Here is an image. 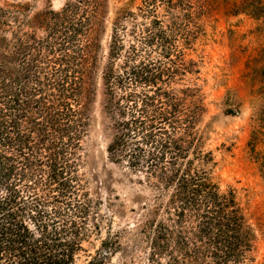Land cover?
<instances>
[{"label": "trees", "instance_id": "1", "mask_svg": "<svg viewBox=\"0 0 264 264\" xmlns=\"http://www.w3.org/2000/svg\"><path fill=\"white\" fill-rule=\"evenodd\" d=\"M103 8L71 0L29 16L0 6V264H105L120 249L146 250L144 264H252L253 234L235 195L206 169L204 107L186 79L196 69L184 50L203 5L140 0L138 13L121 12L99 71ZM98 73L113 134L107 153L145 172L151 194L134 232L123 233L126 248L116 233L80 263L92 202L77 171Z\"/></svg>", "mask_w": 264, "mask_h": 264}, {"label": "rangeland", "instance_id": "2", "mask_svg": "<svg viewBox=\"0 0 264 264\" xmlns=\"http://www.w3.org/2000/svg\"><path fill=\"white\" fill-rule=\"evenodd\" d=\"M68 1L0 0V6L21 5L31 16L48 9L59 12ZM102 1L96 52L99 71L107 62L117 17L123 11L138 13L140 6V0ZM198 2L204 7L195 19L198 33L184 50L196 69L186 79L198 90L204 107L197 136L202 150L211 155L206 166L209 177L221 192L234 193L252 231V264H264V0ZM142 22L137 20V24ZM36 35L43 37V32L37 30ZM96 84L77 171L92 202L86 222L89 238L77 254L80 263L104 251L101 241L116 233L122 234L120 241L126 248L128 239L123 233L134 232L151 194L145 172L129 168L127 158L117 163L110 159L107 148L113 134L103 111L100 73ZM120 250L109 255L105 264H144L146 250L136 249L132 255Z\"/></svg>", "mask_w": 264, "mask_h": 264}]
</instances>
